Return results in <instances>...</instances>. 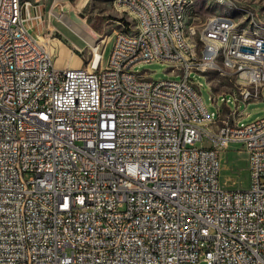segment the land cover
<instances>
[{"label": "built area", "instance_id": "built-area-1", "mask_svg": "<svg viewBox=\"0 0 264 264\" xmlns=\"http://www.w3.org/2000/svg\"><path fill=\"white\" fill-rule=\"evenodd\" d=\"M186 3L120 0L108 58L98 48L89 66H60L35 32L38 2L0 0V264H264V116L243 124L239 108L261 98L264 65L216 69L218 36L246 25L185 27ZM232 53L264 58V42L231 36ZM152 61L182 77L136 71ZM210 71L229 79L235 108L217 92L208 111L191 74L212 86ZM233 143L245 189L221 185L220 148Z\"/></svg>", "mask_w": 264, "mask_h": 264}, {"label": "rangeland", "instance_id": "rangeland-1", "mask_svg": "<svg viewBox=\"0 0 264 264\" xmlns=\"http://www.w3.org/2000/svg\"><path fill=\"white\" fill-rule=\"evenodd\" d=\"M42 9V20L34 26L35 32L43 41H48L58 65L89 66L95 59V50L106 51L108 58L113 37L121 25L118 23L126 17L114 5V0H33ZM56 5V6H55ZM52 11H63L81 25L92 37L93 41L76 34L68 25L63 23ZM214 14H229L237 21L247 23L250 19L264 23V0H194L193 7L187 15L186 26L202 30L209 16ZM100 16L109 17L102 25V32L92 26ZM249 20V21H248ZM171 65L165 62H145L136 67V71H147L148 76L155 80L180 79L182 75L170 74ZM191 78L200 86L202 99L209 112L217 111L212 95L220 93L218 103L222 108L236 107L231 91V82L216 71L209 72L212 86L208 77L199 72H192ZM262 96L249 102L240 101V110L244 115L241 120L248 124L264 116V87ZM228 98L227 104L224 99ZM197 146L212 147L214 143L208 138L196 142ZM222 159L221 185L231 189H245L250 184L247 153L241 144L233 143L229 147H221ZM198 264H207L201 260Z\"/></svg>", "mask_w": 264, "mask_h": 264}, {"label": "bare ground", "instance_id": "bare-ground-1", "mask_svg": "<svg viewBox=\"0 0 264 264\" xmlns=\"http://www.w3.org/2000/svg\"><path fill=\"white\" fill-rule=\"evenodd\" d=\"M57 0H54V3ZM120 0H114V5H118ZM224 1V0H221ZM185 6V27L187 15L193 7L194 0H186ZM56 6V5H55ZM117 10L123 13V6H115ZM52 14L55 15L58 19L63 21L66 25H68L76 34L93 41L90 34L79 25L73 18H71L67 13L63 11H52ZM212 17L219 18L222 21L240 23L233 16L229 14H214ZM249 21V20H248ZM209 25V19L204 24L201 31H206V27ZM246 26H229L228 34H224V36H218V42L216 43V47L213 49V57L215 58V68L221 69L226 73H236V65L245 64L247 66H255V65H264V58H249L247 54H239L232 53V62H228V55L230 54L231 47V36H240L248 41H256L264 42V23H260L255 21L254 19H250L249 22L245 23ZM139 27H146V20H139ZM249 27V28H248ZM48 44V41H46ZM50 46V45H48ZM51 49V48H50ZM169 50L172 52H181V45L178 42H169ZM95 60L98 61L100 54L98 50H95ZM208 49H200L198 52V59H207ZM236 85H254V78L251 76H238L236 78Z\"/></svg>", "mask_w": 264, "mask_h": 264}, {"label": "trees", "instance_id": "trees-1", "mask_svg": "<svg viewBox=\"0 0 264 264\" xmlns=\"http://www.w3.org/2000/svg\"><path fill=\"white\" fill-rule=\"evenodd\" d=\"M71 1H74V0H71ZM108 18L109 17L107 16H100L97 19V22L92 23V26L94 27V29H96V31L102 32V25L105 21H107Z\"/></svg>", "mask_w": 264, "mask_h": 264}, {"label": "crops", "instance_id": "crops-1", "mask_svg": "<svg viewBox=\"0 0 264 264\" xmlns=\"http://www.w3.org/2000/svg\"><path fill=\"white\" fill-rule=\"evenodd\" d=\"M122 13V12H121ZM61 66V65H60Z\"/></svg>", "mask_w": 264, "mask_h": 264}]
</instances>
